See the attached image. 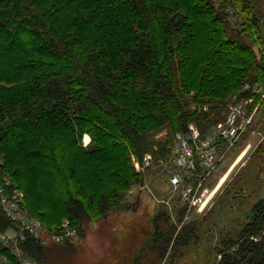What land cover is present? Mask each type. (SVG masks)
Returning <instances> with one entry per match:
<instances>
[{
  "label": "trees",
  "instance_id": "1",
  "mask_svg": "<svg viewBox=\"0 0 264 264\" xmlns=\"http://www.w3.org/2000/svg\"><path fill=\"white\" fill-rule=\"evenodd\" d=\"M155 1L0 0V152L8 161L0 165V180L11 175L6 167L16 174L19 167H29L28 157L45 158L52 148L59 153L68 137L64 130L80 131L85 128L84 120L93 129L96 144L88 154L105 164L124 160L128 148L131 161L132 156L143 160L157 145L152 136L177 119L174 136L192 122L205 130L200 121L204 115L189 110L187 95H171L172 86L175 90L174 52L194 41L195 50L182 55L185 64L179 61L185 71L182 86L188 89L194 84L203 91L226 77V65L249 62L247 56H239L247 50L236 32L224 38L215 31V36L208 33L199 42L192 33L194 23L188 22L178 6ZM189 8L193 18L196 13L214 16L205 3ZM213 21L206 27L203 24L206 31L212 30ZM217 57L220 61L213 62ZM152 90L158 93L150 95ZM130 95H137L138 109L119 103ZM34 144L39 147L32 150ZM162 152H167L166 144ZM72 172L65 175L71 192L76 168ZM99 177L105 184L110 180ZM142 184L140 180L129 185L125 194ZM111 187L104 189L105 198L112 195ZM67 195L66 213L78 207L87 212V206L77 199L81 193ZM0 220L8 226L0 231L11 228L1 205ZM174 232L172 226L168 234L157 233L155 242L160 245L156 249L167 251ZM241 240L237 252L223 254L221 264H264V207ZM40 248L30 240L25 249L38 263L46 264L35 257Z\"/></svg>",
  "mask_w": 264,
  "mask_h": 264
},
{
  "label": "rangeland",
  "instance_id": "2",
  "mask_svg": "<svg viewBox=\"0 0 264 264\" xmlns=\"http://www.w3.org/2000/svg\"><path fill=\"white\" fill-rule=\"evenodd\" d=\"M155 2L178 6L177 9L187 15L188 22L194 23L192 33L199 42L208 33L215 36V31L224 38L233 37L232 32L241 37V46H244L247 54L239 56H247L249 62L243 65L229 64L225 68L222 66L227 72L226 77L210 84L203 91L198 90L194 84L189 85L188 89L182 86L185 72L180 66V62L185 64L182 55L195 50L194 41L183 44L179 52L175 51L173 55L175 74L172 75V81L175 90L172 86L171 95H179L181 98L187 95L189 110L204 115L200 121L205 130L224 119L233 105L251 101V126L210 179L208 188L214 190L221 178L229 172L225 184L210 199L201 214H188L184 204L174 198L169 201L170 205L158 202L172 197L162 162L169 157L168 151L175 137L178 119L152 136L154 146L157 144L150 151L152 164L141 173L135 170L131 157H128L131 148L124 154V160L117 163L111 161L105 164L92 160L88 153L96 144L93 142V129L85 120L82 124L85 128L80 131L74 128L64 130L68 137L64 145L58 148L60 154L52 148L45 158L28 157L26 162L30 164L29 167H19L16 174L6 167L12 177L7 174L0 180L1 186H7V195L3 192L4 196L14 200L20 195L31 215L43 227L56 228L65 220L73 223L76 236L71 243L42 246L35 252V257H40L46 264H221L223 254L238 251L241 236L249 231L256 215L264 207V0ZM201 3L207 4L214 16L196 13L194 18L191 17L193 12L189 7L194 8V5ZM211 20H214L213 28L206 31L203 24L206 27ZM188 37L186 35L185 38ZM216 60L220 61L217 57L213 62ZM213 88L216 91H212ZM157 93L152 90L150 95ZM136 96L122 97L119 103L126 102L127 105L121 106L138 109L134 103ZM87 136L90 142H87ZM161 143L166 144V153H159L163 147ZM37 145H31L30 148L37 149ZM242 155L243 159L238 162ZM7 162L0 152V165H6ZM75 168L77 176L76 180L73 179L71 192L65 182V175L72 174ZM42 171L46 174L42 175ZM99 174L110 180L105 184ZM12 179L15 182H11ZM140 180L150 187V193L155 195L157 201L143 193V198L141 194L132 198L125 194L129 185ZM112 184L114 191L105 198L102 195L104 189L110 190ZM66 192L71 195L73 192L81 193L77 199L87 206V212L83 211L85 214L80 207L66 213L69 203ZM0 223L3 225L1 220ZM172 226L175 232L170 246L164 253L160 252L156 249L160 245L155 242L159 238L157 233L168 234ZM7 228V225H3L0 229Z\"/></svg>",
  "mask_w": 264,
  "mask_h": 264
},
{
  "label": "built area",
  "instance_id": "3",
  "mask_svg": "<svg viewBox=\"0 0 264 264\" xmlns=\"http://www.w3.org/2000/svg\"><path fill=\"white\" fill-rule=\"evenodd\" d=\"M251 102V101H250ZM250 102L233 105L224 119L203 131L195 123L188 125L186 131L178 132L172 141V153L162 162L166 180L172 190V197L158 202L170 205L174 198L188 211V214L203 213L210 201L212 189L208 183L221 162L247 132L253 121L249 111ZM152 155L146 154L143 160L132 156V162L138 173L152 164ZM147 184L132 187L128 197H137L141 193H150ZM6 190L0 185V205L4 216L11 224L7 231H0V264H40L31 258L25 248L30 240L41 246L66 244L76 236L72 223L63 221L56 228L43 227L39 220L31 215L25 201L20 197L14 200L3 195ZM143 194L142 196L143 198ZM7 195V194H6Z\"/></svg>",
  "mask_w": 264,
  "mask_h": 264
},
{
  "label": "bare ground",
  "instance_id": "4",
  "mask_svg": "<svg viewBox=\"0 0 264 264\" xmlns=\"http://www.w3.org/2000/svg\"><path fill=\"white\" fill-rule=\"evenodd\" d=\"M86 140H87V142H90V138H89V136L86 137ZM245 153H246V152H245ZM242 154H243V153H242ZM244 155H245V154H244ZM244 155L240 156V159H239L238 162H240V161L243 159ZM228 175H229V172L226 173V174L221 178V181H220V184L218 185V187L215 188L214 190H212V191L210 192L209 199H211V198L216 194V192L222 187V185L225 184V182H226V180H227V178H228Z\"/></svg>",
  "mask_w": 264,
  "mask_h": 264
},
{
  "label": "crops",
  "instance_id": "5",
  "mask_svg": "<svg viewBox=\"0 0 264 264\" xmlns=\"http://www.w3.org/2000/svg\"><path fill=\"white\" fill-rule=\"evenodd\" d=\"M68 251V250H67Z\"/></svg>",
  "mask_w": 264,
  "mask_h": 264
}]
</instances>
